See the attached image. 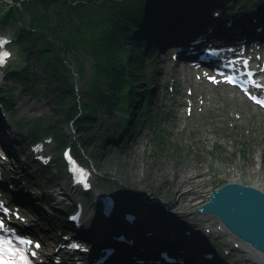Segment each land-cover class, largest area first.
<instances>
[{
    "label": "rangeland",
    "instance_id": "374dc122",
    "mask_svg": "<svg viewBox=\"0 0 264 264\" xmlns=\"http://www.w3.org/2000/svg\"><path fill=\"white\" fill-rule=\"evenodd\" d=\"M162 1L163 0L152 2L145 13V16L152 8H159L161 3L165 8V4ZM3 7H6L5 4L0 2V21H3L0 25V31L7 32L9 35L13 36L11 32L12 29H15L16 31L18 28L13 26L14 24L11 22L12 18L7 19L6 16L2 15ZM153 10L149 14H151ZM20 19H22L21 21L23 24H27L30 20L26 15L20 17ZM141 20L131 27L130 30L132 34H134L140 26ZM16 32L18 33V31ZM136 37L138 36L136 35ZM131 47L138 51V57L142 60L141 66H143V69L140 68L139 76H143L144 68H146L148 79L150 80L154 77V83L151 82L152 85L150 83L147 85L148 102L146 103L144 100L143 109L139 110V108H137V118L139 119V117H141L145 122L144 125L140 123V120L136 124L133 123L131 118L132 113L126 110L128 107L123 104L114 106L113 110L108 113L104 105L98 101L95 105V122L97 126L100 123L104 127L108 126L110 130L107 131L106 134H95V137L93 138H91V136L87 137V130H84L80 125H76L75 128L77 130L71 132L69 118L65 119L63 116V111H65L67 103L64 102L62 108H59L61 113H59L58 107L55 104L56 101L54 94L58 93L60 90L58 83L51 81L49 85H45L44 71L40 68L37 60H34V58L29 55H20L18 62H21L18 66L27 67V72L35 83L34 95L36 97L23 95L21 93L22 90L17 87L19 85H13V83L8 80L6 81L5 79L1 80L0 92L3 95L12 94L11 102H14L15 105L21 107V103L18 101H22V105L28 104L34 107V110L36 111L28 113L33 117L39 115L37 118L38 123L33 125L35 129L39 128V135L50 136L52 131L60 132V129L64 128L65 139H67V142L74 146L75 152H79L82 162L93 168V173L95 171V176L97 177L94 181V186L100 190H107L115 188L112 187L114 183H123L124 186H126L125 189L128 193H131V195L127 196L131 201H136V198L141 193L147 194L149 191L161 195L165 194L163 196L168 199V195L172 194L170 191L173 187L165 182L170 186V189L164 191L163 188L165 184H162V186L160 184L159 186L160 180H156L154 177L148 175L151 170L162 166L166 167V165H164L165 163L173 166V163L170 162L168 157L173 159L174 163L185 164L194 162L196 166L204 165L205 162L208 161L209 166L206 170H208L210 172L209 175H212L214 178L211 184L215 183V188L218 187V185L229 181L232 173L227 171L232 168L233 163L236 161L241 162L242 167L245 168L255 165L262 171L263 174L260 173L261 177L264 175V113L261 110H256L249 106L248 109L252 116H248L246 113V101L237 99L235 103L229 106L227 97L219 95L218 102L223 104L224 109H230L231 116H227L225 120L221 122L219 121V123H210L208 119L211 116V111L203 112L199 111L198 108H195L193 113L187 117L186 121H182L181 118L175 115L173 105L171 104L172 101L164 98L160 81L163 67H161L158 62V54H152L151 50L150 53L145 54L141 46H135L134 43H131ZM140 50L141 53L139 52ZM68 54L64 56L65 59H69L70 61L67 62V65L75 70L77 63L74 58ZM22 58L24 59L23 61ZM82 62L85 66V70L87 69L88 71V67L92 62L90 56L86 55V57L82 59ZM152 65H155V71L152 69ZM67 74L70 76V81L76 87L72 93V97L79 98L81 95H86L87 98H90L89 93L81 89L84 79L80 76L72 75L69 72H67ZM155 85H157V91L159 92L157 98L159 97L160 99L153 101V95L151 92ZM13 86L17 88H13ZM143 88L146 89L145 86H143ZM138 90V92H143L142 88ZM184 91V89L180 90L179 93ZM210 91L211 90L206 87L205 93H209ZM177 96L178 95H176V97ZM199 96L198 93L195 99ZM4 99H7V97L5 96ZM175 104L177 105V103ZM210 106L212 107V105ZM131 109L133 110L135 108L131 107ZM125 113H128L126 118ZM23 119V123L26 126L31 125L26 117L23 116ZM124 119L126 120L125 122ZM58 120L61 122L59 125H57ZM123 122L124 125L122 124ZM53 123H55L56 126L51 127ZM117 128L119 130H117ZM120 128L123 129L121 132ZM125 131V137L119 135ZM91 134L92 133H89V135ZM107 134L112 135L107 138ZM120 138L122 141L118 142ZM61 143L66 142L62 141L59 145ZM56 149L57 147H55V144H50L49 150L54 151V154L57 153L55 151ZM162 158L164 159V162L160 161ZM156 161H160V163H156ZM147 164L150 165L147 166ZM96 165H98V167L95 168ZM51 170L52 173L55 172L54 169ZM131 170H136L137 172L142 173L145 178L153 180L152 184L156 185L155 188L150 189L147 185L141 187V184H138V182H127L125 174ZM38 178L39 181H50L49 175L47 177V174L44 177L39 176ZM239 181L245 184H252L253 178L243 174L241 178H239ZM36 182L38 183V181ZM257 186L264 191V178L257 180ZM190 196L192 197L193 194H190ZM121 197V203L130 202L124 196L121 195ZM32 198L35 199V196H32ZM90 201H93V198L87 200V202ZM34 202L35 201L32 203L35 204ZM113 219V225L120 226L123 222V218ZM138 225L139 224L136 221V227ZM133 229L136 233L135 228ZM49 233H51V230ZM142 240L147 242L149 241V238ZM125 246L126 245L121 244L119 246L120 251L126 250L127 252H130Z\"/></svg>",
    "mask_w": 264,
    "mask_h": 264
},
{
    "label": "bare ground",
    "instance_id": "6f19581e",
    "mask_svg": "<svg viewBox=\"0 0 264 264\" xmlns=\"http://www.w3.org/2000/svg\"><path fill=\"white\" fill-rule=\"evenodd\" d=\"M234 1V0H231ZM165 8L158 10H153L150 18H144V22L142 23V26L138 28L139 33H141L142 38L144 39L146 43L147 49H150L155 45V43L158 40H171V39H182L186 33V30L189 28H186L185 25L176 28L179 24L177 23L182 19L181 12L183 11V5L185 2L183 0H164ZM250 0H238V5L235 8V11H242L236 12V14L239 15L241 18H247L249 15L251 17H257L256 12H254L253 8L249 4ZM195 3V0H192V4ZM191 14L195 16L199 9L197 7H190ZM219 10V5L216 0L207 1L204 4V9L200 10V18H204V24L202 27H214L215 29L219 30L222 26L219 22L213 21L208 15L212 12H217ZM246 13V15H245ZM260 18L261 15H258ZM198 26V25H197ZM196 26V27H197ZM242 26L241 31L245 33H250V25L245 24L243 19H240V25L235 24L232 28L227 29L229 34H233L234 32L238 31L239 27ZM195 26H191L192 28ZM14 35V31H11ZM9 34L7 32L0 31V37L8 38ZM0 54H3L0 51ZM4 57L6 54H3ZM0 75H2L0 73ZM1 83V80H0ZM23 95L28 96L27 94L21 92ZM36 97V96H34ZM18 100V98H17ZM21 103V107L17 105L16 107L12 104H6L5 107L8 110L17 111L18 117L16 119L17 126L19 127L17 129L18 134L22 138H35V139H43L41 135H39L36 130L29 126H26L23 122L24 120L21 119V116L26 117L30 124L33 126L35 123H38V117L39 115H36L35 117L29 115L28 112L36 111L34 110V107L32 105H22V101H18ZM206 106L208 107V104L211 103L212 105L216 107H220V104H217L216 100L213 99L212 96H209L205 98ZM210 106V105H209ZM231 106V105H230ZM45 110V109H43ZM27 111V112H26ZM30 116V117H28ZM217 118L222 119L223 116L220 114L216 115ZM6 119H0V124H2L3 131H7L6 125H5ZM3 137L6 138V134L2 133ZM9 136V135H8ZM10 137V136H9ZM14 139H10L8 145L12 148L14 151V158L15 162L18 168L23 169L28 161L30 159L34 158L38 159L40 154L45 150L50 149V145L48 144V141L46 139L40 140L39 144L45 147L33 150V149H26L21 151L20 153L15 152V145H14ZM161 158V157H160ZM170 159V162L173 163L172 165L164 164L166 167H160L154 170H151L148 175L151 177H154L156 180H160L159 186L161 184H165L164 191L168 190L170 187L168 184H170L172 188L173 200L166 199L164 202H157L155 203H146V204H139L135 201L130 202H122L121 203V194L119 193V189L117 187L112 188L109 193L112 194L115 193V199H114V205H115V211L116 214H121L126 211H130L132 209L138 208L137 213V221L140 223L146 224V223H161L164 224V226H160L158 230H153L155 234L160 236V240L164 242H170L174 247L178 249H183L184 251L187 250L195 255L200 254L201 252H204L206 247L209 246V249H211L213 253V258L209 261L214 264H229V259L227 256H229L231 259H236V251L235 248L232 247L230 244L227 243H233L238 241V244L240 245V249L246 257L249 258L250 262L249 264H264V255L258 253L257 251L253 250V248L246 242L242 241L238 238L228 239L224 236H222L221 228H211L208 225H211L213 218L210 216H205L204 220L206 224V227L209 228V231H213L214 233H208L205 231L200 230V228L203 227V220L201 217H198V211L194 210L198 205H202L206 200V196L208 193L213 190L214 184H211L214 178L212 175H209V171L206 170L209 166V162L206 161L204 165H198L193 163H174L173 159L168 157ZM53 159V158H52ZM50 160L48 164V175L52 181V184L50 185L49 189H43L41 188L40 184H38L36 181H32V190L33 192H40L43 195H49L50 199L47 201L46 206L42 207L39 212L42 213V217L46 219V221H50L52 224L60 221V215L56 213H62V208L65 205V201L68 200V204H73V200H78L79 198L75 194L74 191H72L73 187L77 189L79 185L72 186L68 183V179L65 183H62L58 186L57 179L52 174V167L54 164L53 160ZM161 162H164V159H160ZM160 161H156V163H160ZM150 164H147L149 166ZM221 166V165H219ZM262 168V167H261ZM263 169V168H262ZM51 172V173H50ZM232 173L231 178L229 181H239V178L243 174L250 176L253 178V183L251 185L257 186V180L263 179L264 175L261 174L262 171L258 169L257 166L251 165L247 168L242 167L241 162H235L232 165V168L229 169V171ZM263 174V173H262ZM127 178V182H138V184L147 185L148 188L153 189L155 188V184H152L153 180H149L145 178V176L142 173L137 172L136 170H131L126 172L125 174ZM167 182L168 184H166ZM211 186V188H210ZM189 188V189H187ZM259 188V187H258ZM94 191V190H93ZM205 193V195H204ZM94 197H98V192L94 193ZM190 194H193L191 197ZM113 195V194H112ZM203 196V197H202ZM187 199V200H185ZM169 204V209H164L162 206L163 204ZM177 206L189 209L187 211H190L189 213L183 210H180L177 208ZM80 212L83 216L86 217V220H89V227L87 230H79L75 229L72 232V237H76L81 240L82 248L77 253V257L81 259V261L85 264H87V257L90 254V251L93 248V244L96 242L98 243V246H100V241L103 242H116L115 240H112L110 238V233L112 231V227H114L113 219L112 217H108L104 220H101L100 218L95 217L96 212L93 209V202H87L86 204H83L79 206ZM97 210V207H96ZM56 212V213H54ZM40 213V214H41ZM113 213V212H112ZM177 221H184V224H189L190 222L194 223V229L190 233H188V230H184L178 228L177 230L172 229L170 226H166L167 224H179ZM190 221V222H189ZM159 226L158 224H155L151 227V230L154 229V227ZM186 229V228H185ZM58 231V228H52L51 233L49 235H46L44 238H49L50 235L55 234ZM113 232V231H112ZM128 234H131L130 231L127 230ZM228 236V235H225ZM172 237V238H170ZM186 237L191 238V240H185ZM236 240V241H235ZM139 245H141V242H138ZM152 243L147 244V246L152 247ZM216 250V255H215ZM226 251V253H224ZM242 255V256H243ZM201 256H198V258ZM71 259H75L74 255L70 256ZM129 263L131 261L126 258ZM230 259V260H231ZM246 258L243 256V262L241 263H230V264H248L245 260ZM203 260V259H202ZM127 261V262H128ZM196 262V260H195ZM204 263V261H203Z\"/></svg>",
    "mask_w": 264,
    "mask_h": 264
},
{
    "label": "trees",
    "instance_id": "16d2710c",
    "mask_svg": "<svg viewBox=\"0 0 264 264\" xmlns=\"http://www.w3.org/2000/svg\"><path fill=\"white\" fill-rule=\"evenodd\" d=\"M152 1L22 0V10L12 7L4 16L12 18L18 28L15 33L23 55L36 59L44 71L45 85L51 81L58 83L60 90L54 94L55 104L61 113L59 108L66 102L63 114L67 116L79 110L78 101L72 97L68 59L64 56L69 53L74 58L77 72L84 79L83 91L92 96L89 99L81 95L76 124L89 133H100L102 127L95 122L98 101L110 113L114 106L127 107L141 97L136 92L144 83L139 76L141 59L131 47L134 40L130 29L146 17ZM24 13L30 19L26 26L17 22ZM86 55L92 58L88 71L82 62ZM8 77L21 84L27 94L35 93V83L26 66L13 67Z\"/></svg>",
    "mask_w": 264,
    "mask_h": 264
},
{
    "label": "water",
    "instance_id": "95a60500",
    "mask_svg": "<svg viewBox=\"0 0 264 264\" xmlns=\"http://www.w3.org/2000/svg\"><path fill=\"white\" fill-rule=\"evenodd\" d=\"M200 209L219 215L235 234L264 251V193L259 188L225 183L210 193Z\"/></svg>",
    "mask_w": 264,
    "mask_h": 264
}]
</instances>
